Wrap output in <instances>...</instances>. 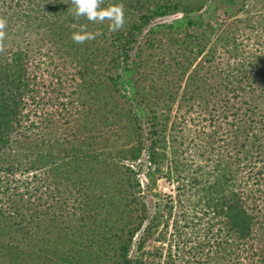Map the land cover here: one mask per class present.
I'll return each instance as SVG.
<instances>
[{
	"label": "trees",
	"instance_id": "16d2710c",
	"mask_svg": "<svg viewBox=\"0 0 264 264\" xmlns=\"http://www.w3.org/2000/svg\"><path fill=\"white\" fill-rule=\"evenodd\" d=\"M118 3L126 24L111 32L108 21L75 20L70 0H0L8 24L0 51V264H264V110L251 101L255 93L264 99V70L251 69L264 60V0H105L102 7ZM83 23L99 35L74 43ZM199 55L198 66L211 69L206 79L216 81L212 97L199 101L195 70L178 100L179 75ZM141 69L162 110L148 108L136 90ZM102 79L118 102L140 99L145 164L121 165L123 151L96 142L85 126ZM192 131L197 144L186 146ZM141 155L134 149L131 161ZM143 169L146 190L130 183L118 200L111 175ZM163 175L177 184L168 200L155 191ZM197 196L200 211H190ZM199 213L204 233L193 236L187 229Z\"/></svg>",
	"mask_w": 264,
	"mask_h": 264
},
{
	"label": "rangeland",
	"instance_id": "374dc122",
	"mask_svg": "<svg viewBox=\"0 0 264 264\" xmlns=\"http://www.w3.org/2000/svg\"><path fill=\"white\" fill-rule=\"evenodd\" d=\"M220 15L223 16V14L221 13ZM181 15H179L178 17H180ZM174 20V18L169 17V18H165L162 20L158 21L159 23H171ZM264 30L260 31L259 34H263ZM248 34V33H247ZM255 34H257L256 32H254V34L252 35L253 40H251L250 42L254 43V39H255ZM250 34H248L249 37ZM179 37H183V35H180ZM145 41V39L141 40V43ZM141 46H143V43L141 44ZM168 45H164V47L162 48V50H158V52L156 51V58L152 59L153 62L155 63L156 66V61H157V53L162 52L163 50H166L168 47ZM177 48H180L181 50L185 49V48H181V46L177 45L175 46ZM183 47V46H182ZM138 51L137 49H135V52ZM208 51V50H206ZM206 53V52H205ZM246 54V53H245ZM218 58H216V67L214 68V74L218 73L220 71V68L222 67L220 64V56L217 55ZM203 60V55H199L197 58H195V60L192 63L187 64L186 69H185V74L183 75H179L181 78L178 79L177 81V85H178V89L177 91V96H178V100L183 92V89L185 88L187 82H188V78L191 75H194V71L197 70L198 74H197V78L196 79H200L201 81H199L198 83H195V88L197 86H199L198 88H196V92L199 94L201 93V95L204 96V98L201 97V99H199V101L201 102L204 99H209L212 97V88L214 87V85L216 84V81L214 80H210V79H206L208 78V74L209 72H211V69H208V65L205 66V68H201V66H198V63L201 62ZM248 61H251L250 59H248ZM225 64V62H224ZM54 67V66H53ZM225 67V65L223 66ZM176 67H174L175 69ZM201 70H200V69ZM68 69L69 66H68ZM173 69V71H174ZM177 69V68H176ZM251 69H253L255 72L258 71H262L264 70V60H261L259 62H257L256 60L252 61V66ZM159 71L161 69H158ZM142 71V69L139 71V74H135L133 76L135 82H136V90L141 93L143 96H147L148 98V102H149V106L148 108H150L153 111H159L163 109L162 105H157V101L156 98H150V93L147 91L148 89L145 88V86L148 84V82H144V80H142V77H140V72ZM179 73V72H178ZM177 73V74H178ZM258 74V73H257ZM222 75V74H221ZM221 75H219L217 77V83L220 82V77ZM169 79L171 80H175L176 75L173 76L171 74H169ZM103 82L102 84H99L98 86H96L97 91L96 94L93 96L94 99H97L98 102L96 103V105L94 106H86V120H85V126H87L90 130H91V134L93 135V137L95 138L94 140L96 142H107L109 144H115L117 146V150L119 149V151H123V153H121V155H119L117 157L116 160H119V158H121L122 164L129 166V165H139V164H145V161L147 159L146 156V152H145V146L149 144V142H146V138H147V125L145 123V118L142 117V114L140 111H138V109L136 110V108H140V99L137 97L136 101L134 102V104H131L128 101L125 100H121V102H118V98L115 96L116 93H114L112 90V84L108 81V82H104L103 79L101 80ZM256 88L258 89L257 91L259 92V88L258 86H256ZM110 92L108 93L107 92ZM110 94V96H109ZM149 95V96H148ZM155 95V94H154ZM200 95V96H201ZM156 97V96H155ZM176 100L174 102L173 105V116H174V110H176L179 101ZM251 101L253 103V105H256L257 107H261L262 110H264V99L262 98V95L260 93H255L252 98ZM88 105L90 103V101L86 102ZM114 103V104H113ZM95 104V103H94ZM91 107V110H90ZM143 108V106H142ZM195 118L197 120V115L195 114ZM174 120V119H173ZM192 130H195L194 128ZM103 134H105V139H103ZM189 136V135H188ZM185 139L186 141V146L190 144V146H194L197 144V141H195L193 143V138L195 136V131H192V133L190 134L189 138ZM181 141V140H180ZM103 144V143H102ZM184 145V147H185ZM136 148H141L142 150V155L141 158L137 161V162H133L131 161L132 159V152L134 151V149ZM190 153V152H189ZM117 152L115 151L114 156H116ZM119 154V153H118ZM117 154V155H118ZM186 156L189 154H185ZM169 158V154H167V159ZM200 164L206 165V162H204V160H202V162ZM136 174L134 176L128 175L126 174V172L123 170L122 174L123 175H119V174H114L111 175V180H113L114 182L112 183L114 186L111 187L112 192H116L115 194L118 196V200H121L122 202H124V199H126V193L128 191V185L130 183L134 184L137 181L140 182L141 187H142V191L146 190V186L148 184V180L146 179V169L143 170H137L135 171ZM164 174H168L169 170L166 168L165 166V170L163 171ZM165 177L159 179L156 183L155 186V191L158 192L162 198L168 200L169 195H172L173 197L176 196L177 192L175 191L177 188V184L174 183V181H170L166 178V175H163ZM169 176V174H168ZM175 177V176H174ZM173 177V178H174ZM120 181V185L118 186V182ZM199 203V197L197 196L196 198H193V204H191L190 207V211L196 210L197 212L200 211V207L198 205ZM179 205L177 203V201L175 202V206ZM198 206V207H195ZM102 212L105 214L107 211V208L102 207ZM199 216H197V219H195L193 221V224L190 225V227L187 229V231H191V229L193 228L194 230H192L193 232V236L198 235L199 233L203 234L204 231L202 229H200L201 227L204 228V222H200L199 218L202 216V213L198 214ZM207 220V219H206ZM201 223V224H200ZM197 225V226H195ZM97 262V263H96ZM7 264V263H6ZM94 264H109L108 262L104 261L103 259L101 260H97L94 261Z\"/></svg>",
	"mask_w": 264,
	"mask_h": 264
},
{
	"label": "clouds",
	"instance_id": "9594fccd",
	"mask_svg": "<svg viewBox=\"0 0 264 264\" xmlns=\"http://www.w3.org/2000/svg\"><path fill=\"white\" fill-rule=\"evenodd\" d=\"M71 7L69 12L75 20L85 19L92 24H102L108 21L109 31H121L125 24L124 4H111L102 7L105 0H70ZM7 20L0 18V51L4 50V40L6 38ZM99 35L97 32L89 31L88 23L80 25V29L72 34L71 39L74 43L84 44L94 40Z\"/></svg>",
	"mask_w": 264,
	"mask_h": 264
}]
</instances>
